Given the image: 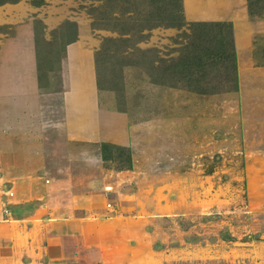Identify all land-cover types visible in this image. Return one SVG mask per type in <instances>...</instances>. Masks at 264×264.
Masks as SVG:
<instances>
[{
    "label": "rangeland",
    "instance_id": "rangeland-1",
    "mask_svg": "<svg viewBox=\"0 0 264 264\" xmlns=\"http://www.w3.org/2000/svg\"><path fill=\"white\" fill-rule=\"evenodd\" d=\"M245 9L247 19L232 30L229 21L188 20L182 0H0V32L15 35L25 25L34 34L37 172L82 188L54 197L82 193L100 199L97 216L136 220L156 264H264V208L252 205L249 169L252 150L264 161V0H246ZM237 48L243 58L235 69ZM77 81L97 94L86 106L98 101L124 131L151 113L141 99L157 84V115L185 116L190 96L192 113L209 117L211 137L217 141L222 126L227 140L194 165L183 151L181 167L191 175L168 176L174 190L152 194L151 202L155 192L140 191L137 138L132 147L68 135V116L76 128ZM32 217L37 236L77 232L65 221L41 224V212ZM80 226L84 241L65 238L67 247L79 249L81 264H100L93 226Z\"/></svg>",
    "mask_w": 264,
    "mask_h": 264
},
{
    "label": "crops",
    "instance_id": "crops-1",
    "mask_svg": "<svg viewBox=\"0 0 264 264\" xmlns=\"http://www.w3.org/2000/svg\"><path fill=\"white\" fill-rule=\"evenodd\" d=\"M182 4L185 17L191 21H229L232 30H236L237 22L247 19L246 0H182ZM9 34L0 32V264H81L79 249H74V244L67 247V241L64 240L71 239L73 234L65 231L45 232L41 236L33 234L36 225L34 223L37 221L32 216L36 212H41L44 216L41 224L50 225L51 222L61 221L70 223L72 229L77 231L74 233L75 239L72 237L75 243H79V239L84 241V229L80 225H92L100 264H156L147 254V242L142 240V232L135 224L136 220L116 215L106 218L97 216L100 199L82 193L54 197L56 191L62 188L68 190L75 186L76 191L82 188L77 184L66 186L67 183L63 181L53 183L46 174L48 169L37 172V155L40 154L37 153L36 142L34 34L25 25L21 32ZM235 52L233 62L236 69L243 56L239 55L238 48ZM77 74L75 72V79ZM80 79L79 77L78 80ZM85 85L84 82L77 81L75 97L79 109L76 108L74 117L76 128L70 126L72 122L68 116V135L81 142H105L120 146L131 144L132 147L137 138L141 167L140 191L147 194L155 192L150 193L151 196L147 198L151 202L154 201L152 194L161 190H174L175 186L165 182L168 176L174 181L178 180L177 174L191 175L190 171L184 172L181 167L180 160L184 152L187 153L188 164L194 165L197 158H209L215 143L219 144L220 150L227 140L226 130L222 126L215 133L218 140L211 137L209 117H197L196 113H192L190 96L188 114L185 116L164 118L161 114L157 115L156 110L160 107L157 84L150 85L152 91L156 92L154 95L146 96L145 101L141 99L145 111L151 113H146L138 126L125 125L124 131L123 123L116 125L114 112L107 110L105 114L98 101H93L91 107L86 106V103H91L90 101L98 97ZM175 91H172L171 110L176 102ZM209 98L211 97L205 100L207 103ZM181 102L185 104L186 100L182 98ZM205 109L206 103L203 107ZM80 117H85L84 123ZM257 150L249 152L252 155L249 169L254 178L251 201L253 206L264 208V161ZM242 154L245 155V152ZM173 200L178 202L180 199ZM34 205L37 207L32 210ZM153 206L162 207L164 203L155 202ZM32 213L34 214L31 215ZM25 224L31 225L26 228ZM40 240L43 244H39Z\"/></svg>",
    "mask_w": 264,
    "mask_h": 264
},
{
    "label": "trees",
    "instance_id": "trees-1",
    "mask_svg": "<svg viewBox=\"0 0 264 264\" xmlns=\"http://www.w3.org/2000/svg\"><path fill=\"white\" fill-rule=\"evenodd\" d=\"M128 169H131V156L129 157Z\"/></svg>",
    "mask_w": 264,
    "mask_h": 264
}]
</instances>
